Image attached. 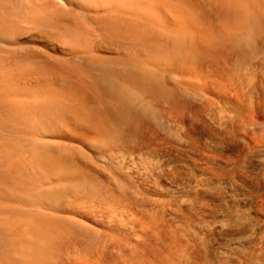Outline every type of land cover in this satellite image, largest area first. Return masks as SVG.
Instances as JSON below:
<instances>
[{
    "label": "bare ground",
    "instance_id": "obj_1",
    "mask_svg": "<svg viewBox=\"0 0 264 264\" xmlns=\"http://www.w3.org/2000/svg\"><path fill=\"white\" fill-rule=\"evenodd\" d=\"M0 264H264V0H0Z\"/></svg>",
    "mask_w": 264,
    "mask_h": 264
}]
</instances>
